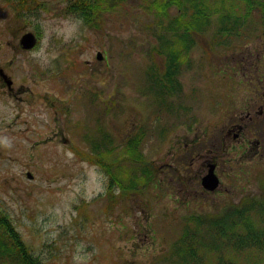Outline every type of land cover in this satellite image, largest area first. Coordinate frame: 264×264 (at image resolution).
<instances>
[{
    "label": "rangeland",
    "instance_id": "1",
    "mask_svg": "<svg viewBox=\"0 0 264 264\" xmlns=\"http://www.w3.org/2000/svg\"><path fill=\"white\" fill-rule=\"evenodd\" d=\"M56 1H34L36 15L22 21L5 4V49L0 4V65L16 85L14 95L0 88V213L43 264H183L174 248L198 224L188 219L219 216L264 192V12H253L229 44L213 40L222 22L212 16L171 94H162L167 57L158 50L173 32L159 24L174 21L177 5L163 20L155 0H105L91 26L63 14L67 4L46 11ZM9 25L15 35L22 26L38 31V47L22 55L8 46L17 44ZM232 124L246 126L237 141ZM134 136L153 183L111 195L107 173L90 160L93 142L107 139L114 156L106 161L122 165ZM215 160L221 185L207 192L200 177ZM202 226L198 239L209 241ZM248 252L236 259L264 264V253Z\"/></svg>",
    "mask_w": 264,
    "mask_h": 264
},
{
    "label": "trees",
    "instance_id": "2",
    "mask_svg": "<svg viewBox=\"0 0 264 264\" xmlns=\"http://www.w3.org/2000/svg\"><path fill=\"white\" fill-rule=\"evenodd\" d=\"M105 3V0L96 3H93V0H68L67 12L82 18L87 24L94 25L99 20L98 11L105 7ZM170 5H177L180 14L167 26L159 24L160 28L167 27L173 32L172 35L162 38L161 50L157 49L160 54L167 57L165 79L161 82L158 80L162 94H171L170 84L177 82L179 66L188 63L191 48L196 44L195 36H203L202 31L208 27V24L204 23H208L212 16L220 15L222 22L221 33L218 32L213 40L225 39L226 42L223 44H229L230 39L234 34L240 33L244 22L253 12L261 9L264 12V0H155L154 6L160 11L157 16L164 20ZM22 7L27 11L32 8L25 3ZM222 18H225V22ZM180 20L185 21L181 24ZM231 29L234 31L226 35L225 33ZM106 140L104 138L93 142L90 160L107 173L110 194L114 193L115 187L124 194H138L151 186L154 168L150 162H146L142 154H139L137 147L140 143L139 137H131L127 141L126 150L125 146L123 147L122 165H117V159H112L113 151L105 150ZM106 154L112 155L110 163L106 161ZM126 162L134 163L137 168L124 164ZM125 167L128 174L124 180L121 173ZM8 218L6 214L0 213V264H43L25 244ZM191 221L198 224L193 229L190 227L184 229L174 248L176 255H182L183 264H204V257L209 256L216 257L215 264H241L236 255L243 254L249 257L248 250L251 249L264 253V192L263 195L230 207L219 216L194 217L188 219L187 224ZM203 222L208 224L210 229L209 241L198 239V235L202 237L201 232L204 231Z\"/></svg>",
    "mask_w": 264,
    "mask_h": 264
},
{
    "label": "flooded vegetation",
    "instance_id": "3",
    "mask_svg": "<svg viewBox=\"0 0 264 264\" xmlns=\"http://www.w3.org/2000/svg\"><path fill=\"white\" fill-rule=\"evenodd\" d=\"M34 1H36V0H0V4L2 6V16H3V20H4V26H3V49H5V4L9 5V8H7V9L15 10V14L13 15L14 19H18V20L22 21L23 20V19H21L22 16L33 17V16L36 15V10H38L40 7L33 6ZM24 3L25 4H29V5L32 6L30 11H27L26 8L22 7V4H24ZM57 3L68 4V0H58V2L56 1L54 4H51V5H49L48 3H44V5H46L44 7L47 9L46 11H49L50 13H53L52 9H53V7H57V5L55 6V4H57ZM67 7H68V5H66V7L63 8V10H62L63 14H69L67 12ZM37 14H38V11H37ZM53 14H55V13H53ZM56 14H57V12H56ZM24 21H26V19H24ZM26 28H28V27L27 26H22V29H24V30H22L18 35H15V29L13 31V29H11L10 25L8 26V29H9L10 33L12 34V36L15 37V40L17 41V44H14L11 41H8L7 45L10 43L12 48L15 51H17V52H21L22 55H24V54H26V53H28L30 51L35 50L37 48V46L40 44V33L38 31H36V30H33V32H35L33 34L35 36H37L38 43L36 44V46L32 50H29V49L25 48V45L22 42V38L27 33H29L28 31H32V30H27ZM9 63L12 65L13 61H10ZM3 64L4 65H0V88L1 89L5 88V91H8L9 95H14V89L16 87L14 79H13L12 75L9 73V71L5 68V62H3ZM263 112H264V106H262L259 114H262ZM251 113L252 112L248 110L249 119H252ZM235 130L237 131V133L234 134L232 136V138L237 141V140H239L240 138L243 137V134H244V132L246 130V126L240 125V124H236V125L232 124V128L228 130V135H232V133ZM214 163H215V165H214L215 166V172L217 174V164H216L217 161H215ZM207 167H208L207 168V171H208V169H209V167H211V165L208 164ZM202 177H203V175L200 177V180H201Z\"/></svg>",
    "mask_w": 264,
    "mask_h": 264
},
{
    "label": "water",
    "instance_id": "4",
    "mask_svg": "<svg viewBox=\"0 0 264 264\" xmlns=\"http://www.w3.org/2000/svg\"><path fill=\"white\" fill-rule=\"evenodd\" d=\"M22 42L26 49H32L37 43V38L34 34L28 33L22 38ZM98 58L102 59L101 54L98 55ZM202 183L203 187L209 191H215L219 187L220 180L215 173L214 165L210 167L208 174L203 177Z\"/></svg>",
    "mask_w": 264,
    "mask_h": 264
}]
</instances>
